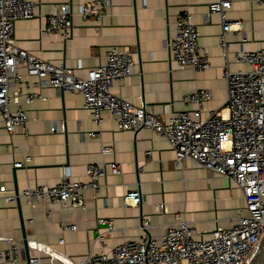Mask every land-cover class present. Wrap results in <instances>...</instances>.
Segmentation results:
<instances>
[{
	"label": "crops",
	"instance_id": "obj_1",
	"mask_svg": "<svg viewBox=\"0 0 264 264\" xmlns=\"http://www.w3.org/2000/svg\"><path fill=\"white\" fill-rule=\"evenodd\" d=\"M29 1L38 5L37 15L16 22L14 41L18 48L53 65L63 64L80 79H86L91 69L105 62L108 49L125 48L135 63L134 73L113 83L112 94L163 115L165 120L193 108L187 107L183 99L198 90L211 94L204 104L203 118L207 111L225 106V61L218 46L221 23L216 15L206 19L209 4L217 0H112L100 23L84 22L76 15L77 6L88 0ZM231 1L226 17L241 23L243 31L225 37L228 69L235 71L247 69L234 63L236 52L264 50V1ZM63 4L73 12L70 37L62 40L56 35H41L44 18ZM186 9L192 14L199 45L208 57L210 67L202 72L179 69L167 47L174 37L176 21ZM18 72L25 74L23 68ZM41 95L43 99L28 106L21 98L28 120L26 136L16 130L14 137H9L0 119V186L13 194L26 188L57 185L65 176L85 182L88 165L104 169L105 175L98 180V192L85 193L83 210L48 202L31 209L22 199L18 209L16 201L6 204L0 198V252L10 248L4 239L23 243L25 235L26 241L35 239L81 261L99 234L104 235L106 248L95 244V253L126 241L141 243L145 238L140 229L143 219L151 225V239H158L166 226L177 221H187L194 229V238L205 240L217 227L229 229L236 223L237 210L244 204L242 192L227 179L208 175L190 159L176 163L165 138L147 129L137 133L119 131L115 119L105 111L97 126L83 109V97L78 93L46 88ZM92 132L95 137L89 135ZM102 146L111 147L113 152L102 154ZM26 157V165L14 171L13 164ZM112 161L120 164V176L110 173L108 165ZM133 190L139 191L141 202L137 207H125L123 198ZM159 205L164 206L163 214L157 212ZM108 220L113 222L112 233H107ZM72 225L73 231L62 229ZM28 255L29 250L22 248L16 264H27Z\"/></svg>",
	"mask_w": 264,
	"mask_h": 264
},
{
	"label": "built area",
	"instance_id": "obj_2",
	"mask_svg": "<svg viewBox=\"0 0 264 264\" xmlns=\"http://www.w3.org/2000/svg\"><path fill=\"white\" fill-rule=\"evenodd\" d=\"M251 1L260 4L264 0ZM111 3L112 0H88L77 6L75 13L84 22L100 23ZM231 3V0L210 3L206 14L207 20L216 15L221 23L218 46L225 61L222 73L227 91L225 106L217 111H207L203 118L204 104L211 99V94L207 90H198L183 99L187 107L193 108L165 120L163 115L147 111L144 106H134L112 94L113 83L134 73L135 63L129 50L122 47L108 49L103 64L91 69L86 79L77 78L63 64L53 65L16 46V22L34 18L38 5L29 0H0V119L9 137H14L16 130L25 136L28 134L23 106L43 99V89L78 93L83 97V109L97 126H100L101 113L105 111L115 119L119 131L137 133L147 129L166 139L176 163L192 160L208 175H218L232 182L244 198L243 206L237 210L236 223L229 229L217 227L206 240L195 239L194 229L187 221L168 225L158 239H151L148 236L151 225L143 219L140 229L145 238L141 243L126 241L95 253V244L106 248L104 235L99 234L81 261L35 239L27 240L28 264H250L264 236V50L236 52L234 63L247 69H228L225 37L231 32L243 33L241 23L226 17ZM72 17L68 4L56 7L44 18L40 34L67 40L71 35ZM199 36L192 14L188 9L184 10L176 21L174 37L167 44L179 69L202 72L210 67L208 57L199 45ZM21 68L25 70L24 75L18 72ZM12 106L16 108L14 112L10 110ZM89 135L95 137L96 133ZM100 152L110 154L113 149L102 146ZM28 161L26 157L13 167L21 168ZM108 167L112 175L122 174L116 161L110 162ZM104 175V169L88 165L85 182L71 181L65 176L57 185L26 188L17 194H7L1 185L0 198L6 204L22 199L31 209L48 202L83 210L85 193L98 192V180ZM140 202L138 190L128 192L123 198L125 207H137ZM157 212L163 214L164 206L159 205ZM106 222L107 233H112V220ZM62 229L73 231L75 226ZM4 242L10 248L0 252V261L16 264L18 252L23 248L22 241L4 239Z\"/></svg>",
	"mask_w": 264,
	"mask_h": 264
},
{
	"label": "water",
	"instance_id": "obj_3",
	"mask_svg": "<svg viewBox=\"0 0 264 264\" xmlns=\"http://www.w3.org/2000/svg\"><path fill=\"white\" fill-rule=\"evenodd\" d=\"M17 168L14 167V171L16 170ZM18 192H15V194H17ZM16 205L19 209V199L16 200ZM23 249L25 250V252L28 251V248H27V245H26V239H25V235H23ZM28 258H29V255L27 257V264H28ZM250 264H264V236L261 240V243H260V247H259V250L256 254V256L252 259V261L250 262Z\"/></svg>",
	"mask_w": 264,
	"mask_h": 264
}]
</instances>
